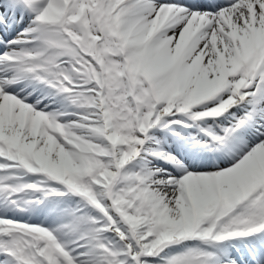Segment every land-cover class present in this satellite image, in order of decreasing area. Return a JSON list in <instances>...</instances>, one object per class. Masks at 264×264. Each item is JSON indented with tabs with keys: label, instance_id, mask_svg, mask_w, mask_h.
<instances>
[{
	"label": "snow or ice",
	"instance_id": "obj_1",
	"mask_svg": "<svg viewBox=\"0 0 264 264\" xmlns=\"http://www.w3.org/2000/svg\"><path fill=\"white\" fill-rule=\"evenodd\" d=\"M0 264H264V0H0Z\"/></svg>",
	"mask_w": 264,
	"mask_h": 264
}]
</instances>
